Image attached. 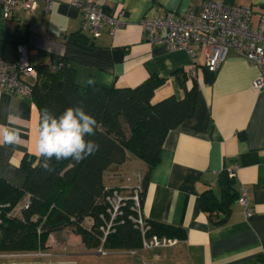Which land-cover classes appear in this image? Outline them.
<instances>
[{
	"label": "crops",
	"instance_id": "crops-1",
	"mask_svg": "<svg viewBox=\"0 0 264 264\" xmlns=\"http://www.w3.org/2000/svg\"><path fill=\"white\" fill-rule=\"evenodd\" d=\"M72 1L55 0L50 11L40 6L35 12H16L10 19L3 18L0 6V56L13 60L15 43L24 41L33 65L67 58L81 86L92 80L106 86L137 87L156 76L163 82L154 90V102L170 95L181 99L195 85L192 116L168 133L149 173L141 202L143 215L184 230V237L165 247V259L173 264H264V89L252 88L259 68L229 51L208 83L199 46L192 47L194 56L183 49L152 46L141 25L144 17H162L169 10L199 15L203 3L215 1L248 5L253 12L250 26L256 28L264 16V0H101L105 11L124 25L115 35L104 27L97 36L82 29L83 11ZM194 68L196 76L181 86L180 74ZM17 112L20 119L14 118ZM40 120L41 111L32 97L0 89V125L21 131L19 143L0 146V177L16 187L25 180L23 158L36 156ZM128 164L143 174L148 170L142 160L129 155L123 165L110 171H126ZM230 168H235L234 187L248 191L252 214L246 216L236 201L228 221L216 225L199 199L209 188L220 195L218 174Z\"/></svg>",
	"mask_w": 264,
	"mask_h": 264
},
{
	"label": "trees",
	"instance_id": "trees-1",
	"mask_svg": "<svg viewBox=\"0 0 264 264\" xmlns=\"http://www.w3.org/2000/svg\"><path fill=\"white\" fill-rule=\"evenodd\" d=\"M71 39L75 37L72 35ZM18 43L24 41L16 42L15 48ZM33 66L38 80L30 97L41 114L47 108L58 116L68 107L82 106L98 122L95 136L87 139L98 143L99 150L78 163L58 162L53 158L50 163L55 171L52 173L41 167L42 159L26 156L22 161L25 180L21 187L0 177V205L9 204L0 215V253L44 251L50 236L65 230L78 235L80 242L91 250H98L101 245L107 251L142 249L141 232L129 218L134 214L131 201L117 215L113 230L102 244L100 228L110 218L106 197L121 189L107 186L105 175L112 167L123 165L129 155L142 160L148 167L146 173L141 172L143 201L149 173L158 162L165 138L194 112L196 86L187 89L181 99L170 95L154 102V90L163 82L156 76L137 87L106 86L97 82L81 86L76 83V71L65 57L51 65ZM204 71L206 82H213L214 73L206 67ZM178 78L183 87L189 80L187 72ZM218 175L220 195L209 188L199 199L201 208L216 225L228 221L232 205L240 196L234 187L235 177L229 175L228 169ZM20 203L25 204L8 215ZM145 221L149 237L176 239L185 235L180 227L147 218Z\"/></svg>",
	"mask_w": 264,
	"mask_h": 264
},
{
	"label": "built area",
	"instance_id": "built-area-1",
	"mask_svg": "<svg viewBox=\"0 0 264 264\" xmlns=\"http://www.w3.org/2000/svg\"><path fill=\"white\" fill-rule=\"evenodd\" d=\"M55 0H0L2 16L10 19L16 12H35L40 6L43 10L50 11ZM72 4L83 11L82 29L93 36L101 33L104 27H108L112 35L124 25L117 16H112L103 8L101 0H73ZM252 9L248 5L226 6L215 1L203 3L199 15L191 12L176 13L167 11L162 17H144L141 22L142 30L147 35L148 43L152 46L165 45L171 50L183 49L191 55H195L192 47L199 46L205 56V67L215 73L225 60L229 51H235L249 63L259 68V74L252 83V88L264 89V16H261L256 28L251 25ZM27 44L18 43L15 48L13 60L3 59L0 56V89L11 94H20L30 97L34 83L38 80L37 70L31 63L30 48ZM197 69L187 72L188 78L195 77ZM229 175L235 177V168L228 169ZM109 180L123 182L119 190H114L106 197L109 208V219L104 220L101 226L102 244L117 219L122 214V209L128 201H131V211L134 214L129 218L142 235V249H154L169 247L177 243L176 239L148 236L149 227L146 224V216L142 208V179L141 172L133 171L131 175L121 172L110 174ZM125 181V182H124ZM122 185V184H121ZM248 191L241 188L238 199L246 216L252 214ZM20 203L8 215L17 212L22 205ZM7 205H0V215ZM1 220V219H0ZM1 222V221H0ZM99 254H106L107 250L101 245ZM42 254V253H41ZM3 255V254H2ZM5 256H11L7 254Z\"/></svg>",
	"mask_w": 264,
	"mask_h": 264
},
{
	"label": "clouds",
	"instance_id": "clouds-1",
	"mask_svg": "<svg viewBox=\"0 0 264 264\" xmlns=\"http://www.w3.org/2000/svg\"><path fill=\"white\" fill-rule=\"evenodd\" d=\"M12 118L10 114L9 119ZM14 118L20 119L21 114L17 112ZM98 126L97 120L79 105L66 108L58 116L47 108L43 109L35 146V155L43 160L41 167L52 173L55 171L50 163L53 158L58 162L73 160L78 163L95 154L99 145L87 137L95 136ZM20 139L19 128L0 125V146L17 144Z\"/></svg>",
	"mask_w": 264,
	"mask_h": 264
},
{
	"label": "rangeland",
	"instance_id": "rangeland-1",
	"mask_svg": "<svg viewBox=\"0 0 264 264\" xmlns=\"http://www.w3.org/2000/svg\"><path fill=\"white\" fill-rule=\"evenodd\" d=\"M129 165V164H128ZM134 165L126 166V171H119L126 175H131L133 171L139 170ZM141 172V170L139 171ZM106 173L105 182L107 186L123 183L119 181L108 180ZM125 182V181H124ZM78 235L70 231H60L49 239L51 246L44 251L37 252H14L0 253V264H171L167 258L166 248H154L144 251H138L137 254H130L127 251H107L106 254H99L97 249H87L81 242ZM147 251V252H146ZM50 254L48 255V253ZM3 254V255H2ZM11 254V256H5ZM173 264V263H172Z\"/></svg>",
	"mask_w": 264,
	"mask_h": 264
}]
</instances>
